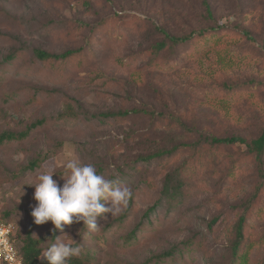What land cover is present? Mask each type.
<instances>
[{
	"label": "rangeland",
	"instance_id": "374dc122",
	"mask_svg": "<svg viewBox=\"0 0 264 264\" xmlns=\"http://www.w3.org/2000/svg\"><path fill=\"white\" fill-rule=\"evenodd\" d=\"M218 25L198 43L156 53L165 32ZM79 48L83 62L65 74L34 54ZM0 76V133L29 129L0 143V203L20 250L31 228L42 251L56 242L51 221L34 223L33 184L53 171L62 186L71 155L132 192L90 236L82 221L55 231L96 249L95 264H230L242 217L252 261L264 264V154L247 145L264 130V0H0ZM231 136L247 143L212 141ZM168 175L183 182L169 211Z\"/></svg>",
	"mask_w": 264,
	"mask_h": 264
},
{
	"label": "clouds",
	"instance_id": "9594fccd",
	"mask_svg": "<svg viewBox=\"0 0 264 264\" xmlns=\"http://www.w3.org/2000/svg\"><path fill=\"white\" fill-rule=\"evenodd\" d=\"M63 167L68 170L61 186L54 180L53 171H43L38 174L35 185L34 200L37 202L31 215L37 225L49 221L56 230L63 231L64 225L83 222L89 232L99 229L97 217L119 214L127 206L132 196L131 190L120 186L115 181L106 179L98 174L92 164H84L75 156L69 155L63 162ZM102 202H108L105 206ZM56 242L43 250L40 259H46L49 264H68L72 257H79L82 252L80 246H73L55 236Z\"/></svg>",
	"mask_w": 264,
	"mask_h": 264
},
{
	"label": "trees",
	"instance_id": "16d2710c",
	"mask_svg": "<svg viewBox=\"0 0 264 264\" xmlns=\"http://www.w3.org/2000/svg\"><path fill=\"white\" fill-rule=\"evenodd\" d=\"M225 28L224 25H218L217 27L209 28L208 31H199L198 33H190L189 35L185 36H172L165 32L164 39L157 44L156 46V53L159 54L160 50L167 48L168 46H174V47H180V46H190V44L196 42H200L204 39H206L210 34L214 32L220 33ZM84 49H68L60 54L48 52L46 50L42 49H36L34 50V54L38 60H40L43 63H58V70L62 72V74H65L66 72H63V70H69L71 67V63L78 59V64H81L83 60L81 59V56L83 55ZM20 56V52L9 54L5 57L6 62L13 63L17 57ZM170 61H166L163 63L164 67L166 69L169 68ZM3 77V76H0ZM4 78V77H3ZM1 80V79H0ZM115 113H103L99 115V118L107 119L109 117H114ZM41 122L35 123L30 126V128L37 126ZM29 132V129L26 131H22L20 133L10 132V131H3L0 133V143L3 141H10V140H16L20 138H24L27 136ZM212 141L216 144H235V143H247V141L239 136H231V137H213ZM248 149L254 154V157L260 159L264 154V130L262 133L255 139H253L251 142L247 143ZM148 157H145L144 159H147ZM38 165L37 161H33L29 164L27 168H30V171L33 170ZM26 170V169H25ZM183 182H181L178 178L168 175L166 177L164 187L161 192V196L165 197L169 201V205L167 206L168 211L173 208L175 205L176 198L179 197L180 191L182 188ZM105 204V202H102ZM158 204L153 205L150 207L149 210H147V220L152 223L153 218H151V214L156 210ZM10 212H6L3 210V216L10 221L9 218ZM127 214L123 216L122 219H125ZM100 219V216L97 217V221ZM142 228V227H141ZM140 231H143V229H139ZM33 228L28 230L26 233V236L24 238V245L21 248L20 252L22 254L23 260L25 264H49V262L46 259H43L42 263L39 260V256L42 253V249L39 247V239H37L32 234ZM59 232H55L54 235H58ZM86 234L87 236H90L92 232H83V235ZM248 233H247V225L245 223V219L242 217L239 219L236 227H235V236L232 239V243L230 245V255H231V263L230 264H259V263H253L252 257H253V249L252 244L247 245L246 239H247ZM129 241L136 242L138 238H136V233L132 232V234L129 236ZM134 240V241H133ZM73 246H82L79 243H73L71 244ZM91 248V247H90ZM92 249L84 250L82 248L81 255L79 257H72L68 260V264H95L99 260V255L95 251H92ZM96 250V249H94ZM169 255L170 253H166L165 255ZM171 264H178L176 260H172Z\"/></svg>",
	"mask_w": 264,
	"mask_h": 264
},
{
	"label": "built area",
	"instance_id": "2783aa9c",
	"mask_svg": "<svg viewBox=\"0 0 264 264\" xmlns=\"http://www.w3.org/2000/svg\"><path fill=\"white\" fill-rule=\"evenodd\" d=\"M15 226L3 216L0 203V264H25L20 249L15 244Z\"/></svg>",
	"mask_w": 264,
	"mask_h": 264
}]
</instances>
